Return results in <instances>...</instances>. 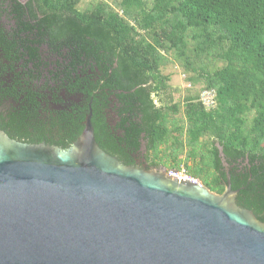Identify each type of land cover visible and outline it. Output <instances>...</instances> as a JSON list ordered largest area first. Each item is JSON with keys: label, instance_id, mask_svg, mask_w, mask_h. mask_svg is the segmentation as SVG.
<instances>
[{"label": "trees", "instance_id": "trees-1", "mask_svg": "<svg viewBox=\"0 0 264 264\" xmlns=\"http://www.w3.org/2000/svg\"><path fill=\"white\" fill-rule=\"evenodd\" d=\"M79 1L0 0V6L6 2L25 15L29 33L22 37L23 57L31 55L32 39L39 46L47 43L42 33L32 34L35 27L46 26L55 56L65 55L69 62L70 91L84 96L81 107L72 108V125L62 147L81 132L90 103L95 140L102 150L129 165L130 153L143 146L149 160V154L178 131L175 123L169 128L166 112L176 107L165 110L152 98L168 81L158 71V51H173L175 59L184 58L190 30L195 49L214 50L222 65L205 78L214 90L216 106L206 109L200 102H189L184 109L187 146L193 147L205 133L215 138L201 157L211 169V181L196 168L186 166L187 172L219 194L228 174L231 189H238L237 204L264 223V0H121V14L104 2L83 13L76 7ZM139 31L144 35L137 38ZM176 144L180 147L181 142L173 138ZM194 155V150L188 152V158ZM150 164L157 167L153 161Z\"/></svg>", "mask_w": 264, "mask_h": 264}, {"label": "water", "instance_id": "water-1", "mask_svg": "<svg viewBox=\"0 0 264 264\" xmlns=\"http://www.w3.org/2000/svg\"><path fill=\"white\" fill-rule=\"evenodd\" d=\"M91 117L89 103L67 148L0 129V264H264V223L228 174L214 194L150 154L125 165L99 147Z\"/></svg>", "mask_w": 264, "mask_h": 264}, {"label": "flooded vegetation", "instance_id": "flooded-vegetation-1", "mask_svg": "<svg viewBox=\"0 0 264 264\" xmlns=\"http://www.w3.org/2000/svg\"><path fill=\"white\" fill-rule=\"evenodd\" d=\"M17 1L25 4L28 0ZM6 4L0 6V129L20 142L63 148L72 125V108L81 107L84 96L70 91L69 62L65 55L55 56L46 26L35 27L32 34L42 33L47 43L39 46L32 39L31 55L23 57L22 37L29 33L24 27L25 15ZM25 14L28 24H32L30 9L26 8ZM138 156L143 162V146L130 153V166H138Z\"/></svg>", "mask_w": 264, "mask_h": 264}, {"label": "rangeland", "instance_id": "rangeland-1", "mask_svg": "<svg viewBox=\"0 0 264 264\" xmlns=\"http://www.w3.org/2000/svg\"><path fill=\"white\" fill-rule=\"evenodd\" d=\"M121 0H80L76 5L77 9L83 13L91 11L96 5L101 2L106 3L109 7L113 8L119 14L122 13L119 8ZM131 13H135L134 9ZM144 35L143 31H139L137 38ZM191 31H187L185 57L175 59L173 51L159 50L161 56L158 71L162 76H167L168 81L165 82V88L157 93H154V102L157 106H163L166 110L168 107L175 106L176 111L166 110L168 114V126L172 127L171 122L176 124L178 131H173L167 138L164 144H161L155 154L150 155V159L157 163V168H164L166 172H173L177 176L190 175L187 172L186 166L200 170V176H207L208 182L211 181V169L206 167L202 162V156L206 154L209 144L215 139L209 133L203 134L198 141L191 146L185 144L186 130L188 122L185 117L184 109L189 102L211 101L213 98L214 104L202 105L206 109H212L216 106L214 99V90L207 87L206 76L220 68L222 63L215 60L212 49L205 52H199L195 49L197 42L191 37ZM151 41V39H149ZM215 52V51H214ZM212 97V98H211ZM252 112L247 115V125L250 123ZM173 138H177L181 145H173ZM264 145V142L262 143ZM174 149H178L174 151ZM194 150L195 155L192 159L188 158V152ZM174 153V154H173ZM176 156L177 166L174 168L172 165L175 162L170 158V155ZM172 156V155H171ZM205 186L198 178H192ZM206 187V186H205ZM208 188V187H206ZM209 189V188H208ZM214 194L216 193L209 189Z\"/></svg>", "mask_w": 264, "mask_h": 264}, {"label": "built area", "instance_id": "built-area-1", "mask_svg": "<svg viewBox=\"0 0 264 264\" xmlns=\"http://www.w3.org/2000/svg\"><path fill=\"white\" fill-rule=\"evenodd\" d=\"M211 98H212V97H211ZM202 103H203L204 106H206V105H211L212 103L214 104V101H213V98H212L211 101H206V103H205V101H202ZM169 173H170L171 175H173L174 177H177V178H181V179L189 178V177H187V176H177V175H175V173L170 172V171H169ZM191 179H192V178H191Z\"/></svg>", "mask_w": 264, "mask_h": 264}]
</instances>
